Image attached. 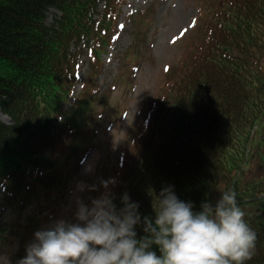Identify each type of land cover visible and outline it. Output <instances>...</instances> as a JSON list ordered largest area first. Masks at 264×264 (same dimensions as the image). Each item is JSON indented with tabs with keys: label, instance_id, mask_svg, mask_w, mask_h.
<instances>
[{
	"label": "trees",
	"instance_id": "obj_1",
	"mask_svg": "<svg viewBox=\"0 0 264 264\" xmlns=\"http://www.w3.org/2000/svg\"><path fill=\"white\" fill-rule=\"evenodd\" d=\"M102 1L100 11L98 0H0V106L10 120L0 119V207L22 201L26 215L17 236H7L14 260L46 213H54L56 195L65 201L76 187L105 129V109H113L98 105L104 97L96 79L127 0ZM206 5L181 65L167 71L162 95L146 102L137 134L125 143L113 190L118 204L127 190L143 213L154 215L165 183L197 208L219 189H235L257 232L245 264H264V168L250 158L264 122V0ZM52 8L62 12L49 22ZM74 44L91 48L93 65L66 110L78 67ZM258 152L264 161V144Z\"/></svg>",
	"mask_w": 264,
	"mask_h": 264
},
{
	"label": "clouds",
	"instance_id": "obj_2",
	"mask_svg": "<svg viewBox=\"0 0 264 264\" xmlns=\"http://www.w3.org/2000/svg\"><path fill=\"white\" fill-rule=\"evenodd\" d=\"M94 165L87 164L86 172ZM117 177L76 182L75 207L37 228L17 259L0 247V264H245L256 248L257 232L245 218L235 189H219L199 208L165 183L153 204L154 215L125 190ZM85 199L80 193L98 190ZM142 230V231H141Z\"/></svg>",
	"mask_w": 264,
	"mask_h": 264
},
{
	"label": "rangeland",
	"instance_id": "obj_3",
	"mask_svg": "<svg viewBox=\"0 0 264 264\" xmlns=\"http://www.w3.org/2000/svg\"><path fill=\"white\" fill-rule=\"evenodd\" d=\"M98 1V10L102 11L104 2ZM207 2L208 0H127L125 13L122 14L123 21L116 33V47L108 49L101 57L104 63L102 74L96 79L97 95L104 97L97 100L98 105L106 107L109 102L113 109L110 112L105 109V129L98 134L96 145L82 163L80 180L98 183L101 177L115 176L125 143L133 139L132 133L137 134L136 124L144 119L140 114L141 108L146 106L147 101L149 106L156 104L163 93L162 79L165 74L169 69L173 70L174 66L181 65L190 42V33L195 30L196 21L199 14L204 13ZM135 10L139 13L131 15V11ZM55 12L61 15L62 11L52 8L49 21L53 19ZM98 15L99 12L95 14L96 17ZM71 49H77L83 55L84 45L74 44ZM82 87L83 84H79L77 91ZM107 89L110 90L108 97L104 93ZM4 117L5 120L9 118L0 110V118ZM257 130L250 158H254L257 163L261 162L264 168L263 159L257 156L264 144V122ZM87 164L94 165L92 172L85 171ZM253 179L254 176L249 177L247 182ZM102 187L101 185L98 190L86 191L80 195L88 199L99 195ZM75 189L76 187L66 196L65 201L56 195L57 200L52 206L54 213H46L43 226L55 217L72 214ZM53 196L50 194L47 198ZM25 217L22 201L5 203L0 207V247L10 254L11 244L7 236L10 233L17 236L18 231L23 229L20 224L25 222Z\"/></svg>",
	"mask_w": 264,
	"mask_h": 264
}]
</instances>
